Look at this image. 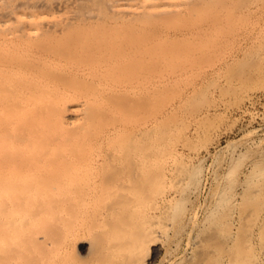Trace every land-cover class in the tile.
Returning <instances> with one entry per match:
<instances>
[{
	"label": "bare ground",
	"instance_id": "obj_1",
	"mask_svg": "<svg viewBox=\"0 0 264 264\" xmlns=\"http://www.w3.org/2000/svg\"><path fill=\"white\" fill-rule=\"evenodd\" d=\"M256 3L0 0V264H264V143L196 201L187 124L217 85H184ZM258 55L222 93L264 74Z\"/></svg>",
	"mask_w": 264,
	"mask_h": 264
},
{
	"label": "rangeland",
	"instance_id": "obj_2",
	"mask_svg": "<svg viewBox=\"0 0 264 264\" xmlns=\"http://www.w3.org/2000/svg\"><path fill=\"white\" fill-rule=\"evenodd\" d=\"M256 5L253 11L241 19L232 35H227L226 38L220 40L218 51L214 52V57L209 55L202 57L199 62L197 61L199 64H196L201 67L193 74L185 75L186 79L189 77L190 81L185 82L184 85L187 84L185 86L189 88L193 87V83L199 88L205 87L211 82H216L217 85L212 87L208 84L210 90L204 99V102H206V107L203 108L204 111L201 110L197 113L196 120L190 119L191 121L188 122L190 124H187L190 126L188 127V135L192 134L193 136L195 131L193 141L201 146L199 148L201 154L206 158L204 178L201 184L202 192L199 200H196L198 202H204L207 198V192L211 184L210 174L214 168L224 169L222 165L226 163L227 159L235 152L244 150L247 147L246 145L253 144V142L259 144L263 141L264 143V74L260 77L256 76V79L253 76L254 82L251 78L252 82L247 81L250 84L244 83L241 86L239 85L240 87H237V85L236 90L234 89L228 93H222L218 85L223 84L221 86H224L226 76L231 74L234 67L247 71L249 67L247 68L246 64L250 56L256 51L259 52L256 60L257 58L262 60L264 57V0H257ZM216 52L217 54H215ZM218 58L222 59L218 61ZM207 59L215 60V63L218 61V64L213 63L214 67L212 64V67L203 68V73L202 67L210 64ZM220 63L223 66H219ZM172 89L170 87L169 90ZM207 107L211 109L207 111ZM205 109L206 112L210 113H206ZM214 154L217 156H214ZM213 162L216 163L212 165ZM161 251L152 253V264L165 263V250Z\"/></svg>",
	"mask_w": 264,
	"mask_h": 264
}]
</instances>
